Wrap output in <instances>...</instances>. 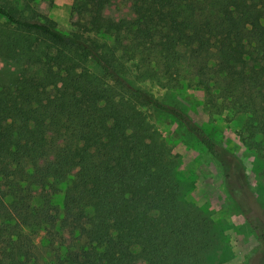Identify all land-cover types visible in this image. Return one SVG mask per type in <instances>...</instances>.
<instances>
[{"label":"trees","instance_id":"trees-1","mask_svg":"<svg viewBox=\"0 0 264 264\" xmlns=\"http://www.w3.org/2000/svg\"><path fill=\"white\" fill-rule=\"evenodd\" d=\"M124 1L116 16L115 0H73L65 32L35 0L0 3V264H37L39 232L51 264H209L210 220L179 201L153 113L224 179L240 169L151 85L201 91L211 118L244 115L264 179V0Z\"/></svg>","mask_w":264,"mask_h":264},{"label":"rangeland","instance_id":"rangeland-1","mask_svg":"<svg viewBox=\"0 0 264 264\" xmlns=\"http://www.w3.org/2000/svg\"><path fill=\"white\" fill-rule=\"evenodd\" d=\"M72 1L35 0V4L65 32L74 26ZM6 2L15 3L18 8L22 6L21 0H0V3ZM125 10V1L115 0L108 12L117 16ZM150 90L157 97L176 104L205 127L217 143L232 152L231 159L238 163L240 172L236 170L235 176L224 179L216 160L193 136L178 129L170 117L153 113L154 126L162 131L172 152L177 154L175 176L181 189L179 201L210 220L214 244L206 253L208 263L264 264V243L258 237V231L264 235L263 161L238 139L237 130L244 115L236 114L229 119L209 117L203 109V95L199 90H164L152 85ZM33 251L37 264H51L41 232L33 238Z\"/></svg>","mask_w":264,"mask_h":264}]
</instances>
